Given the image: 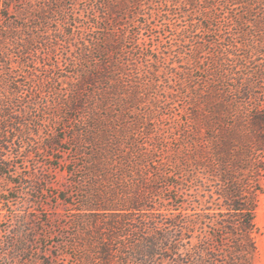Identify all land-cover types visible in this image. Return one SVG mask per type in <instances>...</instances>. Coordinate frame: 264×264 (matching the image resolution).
<instances>
[{"label": "trees", "instance_id": "1", "mask_svg": "<svg viewBox=\"0 0 264 264\" xmlns=\"http://www.w3.org/2000/svg\"><path fill=\"white\" fill-rule=\"evenodd\" d=\"M111 1L100 3L102 11L92 13L94 21L89 28H97L99 36L73 56L76 77L66 85L65 97L59 99L60 102L53 99L54 105L88 114L84 128L77 131L88 152L84 157L86 186L76 199L77 213L70 218L74 230L65 233L69 238L61 245L65 249H58L53 255L42 251L41 257L33 259L28 250L24 252L19 248L20 252L33 264H64L58 259L67 255L71 264H163L170 260L174 264H254L257 253L254 218L261 192L256 183L264 172V116L250 115L246 109L227 105L218 97L223 90L216 87L217 81L211 75V83H216V88L213 87L212 95L201 99L203 105L199 103L186 110L185 128L176 150L167 147L166 140L160 137L150 143L139 141L134 132L144 125L141 118L134 119L133 123L113 124L117 117L109 105H136L144 99L143 91L154 85L146 75L153 73L150 66L147 73L129 74L140 67L133 65L129 69L125 65L126 53L122 46L129 38L123 28L126 26L122 21L124 15L132 17L130 21L134 22L136 14H141L138 13L141 7L151 9L154 0ZM258 1H263L261 10L264 9V0H159L154 12L170 17L168 20L176 33L175 37L171 36L170 48L182 57V42L193 38L188 35L192 29L212 33L246 22L262 33L264 13L251 20L244 19V15L256 10ZM220 9L225 10V15L219 21L216 15ZM233 9L241 10L234 14ZM199 13L206 14L205 23L195 20L194 16ZM29 18L42 25L23 27L29 33L18 37L22 26L12 23L0 33V63L4 64L13 50L27 57V61L33 60L28 57V51L37 52L33 44L41 40L40 45L47 46L49 39H43V34L48 32L41 30L47 18L45 12L34 11ZM182 19L185 26L178 29L176 22ZM100 22L103 27L99 26ZM244 34L245 31L239 32V35ZM216 36L212 41L204 37L195 41L191 49L195 58L206 43L222 51L219 44L213 45L221 37L220 33ZM130 44L143 50L135 40ZM93 50L104 58L91 57ZM111 52L118 56H110ZM89 60L92 65L84 66ZM154 60L159 61V56ZM22 65L20 62L19 66ZM212 68L218 79L235 73L230 67L224 72L221 70L222 73L217 72L216 66ZM2 72L0 142L9 129L19 125L15 114L27 113L29 106L26 105L30 104L26 101L19 111L13 108L22 98L17 95L20 85L13 65ZM125 75L131 78L127 80ZM259 76L262 77V71L246 75L239 70V92L251 97L254 79ZM1 162L2 170L1 164L5 167L8 164ZM164 187L180 193L182 200L177 213L167 212L169 208L163 200L172 197L163 195L167 190ZM56 224L49 225V233L56 231L55 226L60 228V223ZM42 236L48 237L46 233Z\"/></svg>", "mask_w": 264, "mask_h": 264}, {"label": "rangeland", "instance_id": "2", "mask_svg": "<svg viewBox=\"0 0 264 264\" xmlns=\"http://www.w3.org/2000/svg\"><path fill=\"white\" fill-rule=\"evenodd\" d=\"M104 1L112 3L111 0H0V33L12 23L22 26L18 37L29 33L23 27L42 25L29 18L34 11L45 12V29L41 30L49 33L43 34V39H49L46 43L48 47L40 45V40L33 44L37 52H33V49L28 51V57L33 60L27 61V57L13 50L9 59H4V64L0 63V78L4 74L1 71L13 65L15 79L20 85L17 95L22 98L14 103L13 108L22 110L23 103L30 101L26 105L29 106L27 113H22L21 116L15 114L17 121H20L19 125L9 129L7 136L0 142V161L8 164L7 167L1 164L3 168L0 169V264H33L24 259L19 248L24 252L28 250L33 259L41 257L42 251L45 255H53L58 249H65L61 246L69 239L65 233L74 230L70 218L77 213L76 199L86 186L84 157L88 152L86 145L77 136V131L84 128L88 114L71 112L62 105H54L53 99L56 102L65 97L66 85L76 77L77 68L71 60L73 56L85 44H90L99 36L97 28H89V25L94 21L92 13L102 11L99 4ZM256 3V10L250 15H244V19L262 16L263 1ZM156 4H159V0H154L152 10L146 6L141 7L138 11L141 14H136L134 22L130 21L132 17L126 18L125 15L122 20L126 25L123 28L129 34L128 39L135 40L143 48L137 49L136 44H130L128 39L123 42L125 65L129 69L133 65L140 67L129 74L133 75L136 71H140L139 74L147 73V69L151 67L153 73L149 70L150 74L146 75L153 80L154 85L143 91L144 99L136 105H109L117 117L113 124L133 123L134 119L141 118L144 125H140L134 132L139 141L150 143L155 137H160L166 140L167 147L176 150L184 132L186 110L199 103L203 105L201 99L207 94L212 95V90L216 87L223 90V94L218 97L233 109L243 108L250 115L264 116V17L262 33L246 22L240 26L234 23L225 27V30L220 28L212 33L201 28L192 29L188 35L193 38L182 42L184 54L180 57L176 55V50L170 48V43L173 42L171 36L176 35L175 27L168 20L170 17L164 18L154 12ZM50 8L55 10L51 11ZM239 10L241 9H233V13L237 14ZM217 11L216 16H219L220 21L225 10ZM205 16V13H199L194 17L205 23ZM124 20L127 22L124 23ZM99 26L103 27L104 24L100 22ZM183 26L184 19L177 20L176 27L179 29ZM36 31L34 29L33 32ZM240 31H245L246 34L239 35ZM218 33L221 35V42L218 39L213 45L219 44L222 51L215 50L206 43L205 49L195 58L191 52L195 41H200L199 37L212 41L217 39ZM94 56L103 57L96 50L92 51L91 57ZM110 56L118 55L111 52ZM156 56H159V61L154 60ZM20 62L22 66H19ZM88 65H92L90 60L84 62V66ZM214 66L218 73L230 67L235 73L240 70L246 75L251 71H262V77L254 79L252 94L248 98L237 88L240 86L238 73L218 79L215 77L216 73L211 71ZM211 75L217 81L216 87V83H211ZM130 78L125 75V79ZM101 113L105 114V111L102 110ZM167 169L170 170V166ZM262 174L256 183L261 192L258 193L254 218L257 228L254 237L257 247L254 264H264V172ZM164 188L167 190H164L163 195L172 197L163 200V204H167L169 208L167 212L177 213L182 200L180 193ZM60 194L64 197L61 198ZM56 223H60V228L56 227ZM53 224L56 225V231L49 233L47 229ZM45 233L48 237L42 236ZM67 257H60L58 262L71 264V259L68 255ZM163 264L174 263L170 260V263Z\"/></svg>", "mask_w": 264, "mask_h": 264}]
</instances>
